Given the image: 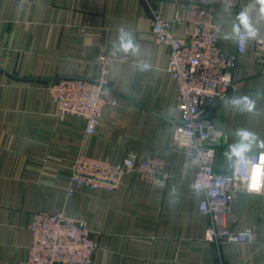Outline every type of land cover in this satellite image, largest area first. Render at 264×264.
Segmentation results:
<instances>
[{
	"label": "crops",
	"instance_id": "0c3cea01",
	"mask_svg": "<svg viewBox=\"0 0 264 264\" xmlns=\"http://www.w3.org/2000/svg\"><path fill=\"white\" fill-rule=\"evenodd\" d=\"M151 1L165 18L187 20L190 5L206 0ZM251 3L216 11L219 45L227 55H237V43L224 37ZM251 15L260 38L264 17ZM121 26L134 33L140 51L111 56L107 96L118 104L105 107L100 126L88 135L83 118L59 116L49 88L63 78H97V59L109 55V41L117 40ZM173 29L182 37V24ZM169 58L152 32L144 1L0 0V264H28L37 213L85 221L98 236L91 264H264V187L262 193H240L232 200L239 217L234 229L257 227L259 243L217 247L205 240L210 221L200 212L204 195L190 188L196 168L187 152L172 146L182 112ZM142 62L151 69L134 70ZM234 80L238 91L230 96L264 90V58L255 40L238 55ZM253 98L251 112L221 101L206 113L227 135V142L222 137L212 144L219 174L232 173L223 153L235 142L237 129L264 138V96ZM81 155L113 164L128 155L138 162L156 158L173 178L161 187L132 173L117 190L83 187L70 195L71 170Z\"/></svg>",
	"mask_w": 264,
	"mask_h": 264
},
{
	"label": "built area",
	"instance_id": "2783aa9c",
	"mask_svg": "<svg viewBox=\"0 0 264 264\" xmlns=\"http://www.w3.org/2000/svg\"><path fill=\"white\" fill-rule=\"evenodd\" d=\"M144 1L152 13V32L158 42L170 52L168 71L179 88V107L182 119L174 127L172 146L187 152L196 168V181L205 188L200 212L209 218L205 240L217 247L223 244L259 243L257 227L236 231L239 217L233 210L232 200L240 193H262L264 187V159L253 154V171L238 166L230 175L215 171V134L221 133L207 111L225 96L238 91L234 70L238 55L246 52L249 41L240 39L237 55L230 56L220 48L217 34L216 11L220 7L241 8L247 0H206L190 5V16L183 20L179 15L168 19ZM174 23L182 24V37L173 29ZM257 53L264 58V32L255 40ZM129 62V58H124ZM114 58L106 53L97 59L98 76L95 79L63 78L50 88L53 100L58 104L59 116L80 117L86 123V133L92 135L101 124L106 106H116L117 98H109V67ZM207 122L210 128L199 130ZM194 133V135H193ZM222 138V137H220ZM198 154V155H197ZM202 160V165L197 164ZM259 165V169L255 166ZM137 173L146 182L164 187L173 174L166 170V163L156 158L136 161L128 155L118 164L108 160L81 155L71 170L74 187L69 194L83 187L117 190L127 174ZM258 179L259 192L249 190V184ZM33 244L29 250L28 264H91L98 250V236L85 221L68 217L65 213L35 214L30 226Z\"/></svg>",
	"mask_w": 264,
	"mask_h": 264
},
{
	"label": "clouds",
	"instance_id": "9594fccd",
	"mask_svg": "<svg viewBox=\"0 0 264 264\" xmlns=\"http://www.w3.org/2000/svg\"><path fill=\"white\" fill-rule=\"evenodd\" d=\"M210 2L211 0H209ZM252 11L257 12L260 17H264V0H252L248 8L241 10L236 16L237 22L233 23L232 34L225 36L224 39L231 40L233 43H238L242 37L246 41L258 39L260 30L253 22ZM109 43L111 44L109 55L113 57L118 54L136 56L140 51V46L136 42L134 33L123 26L119 29L117 40L109 41ZM151 67V64L146 62L133 65L134 70L139 72H146ZM260 96H264V90L258 89L256 92L247 95L225 96L222 98V101L225 105H231L241 111L251 112L256 107V100L253 97ZM204 127H207L210 132L207 122L198 126L199 130H202ZM234 136L236 137L235 142L228 144L223 153L225 168L227 170H233L238 166H245L252 172L254 167L253 153L256 150H264V138H261L255 132L248 129H237ZM220 137H223L225 142H227V135L222 132L215 134L214 141H219ZM262 157H264V153H262ZM203 163L204 161L197 160L198 165H202ZM255 167L259 169L260 166L256 165ZM261 187L262 185L258 179H254L249 184V190L253 192H259ZM190 188L196 195L205 193V188L199 181L193 182Z\"/></svg>",
	"mask_w": 264,
	"mask_h": 264
}]
</instances>
